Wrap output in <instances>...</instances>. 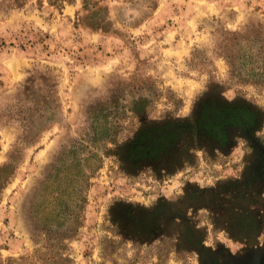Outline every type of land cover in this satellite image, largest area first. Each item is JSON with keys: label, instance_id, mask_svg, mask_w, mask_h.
I'll list each match as a JSON object with an SVG mask.
<instances>
[{"label": "rangeland", "instance_id": "obj_1", "mask_svg": "<svg viewBox=\"0 0 264 264\" xmlns=\"http://www.w3.org/2000/svg\"><path fill=\"white\" fill-rule=\"evenodd\" d=\"M205 92L254 123L127 158ZM0 264H264V0H0Z\"/></svg>", "mask_w": 264, "mask_h": 264}, {"label": "trees", "instance_id": "obj_2", "mask_svg": "<svg viewBox=\"0 0 264 264\" xmlns=\"http://www.w3.org/2000/svg\"><path fill=\"white\" fill-rule=\"evenodd\" d=\"M137 98L143 105L129 107L124 104L126 113L141 112L145 110V104L150 102L148 95L139 94ZM121 100L124 102L126 98ZM104 111L102 115L95 116L98 131L102 126L109 128V117L113 113L108 109ZM254 120L255 117L250 115V109L245 104L226 99L220 94L205 92L198 98L190 116L166 117L160 122H145L146 128H142L133 140L126 143L129 149L126 156L131 160H151L170 154L173 157V166H176L172 170H175L191 163L196 149L214 152L230 146L238 128L246 129ZM98 131L96 134L99 135ZM96 156L101 160L98 154ZM173 166L169 165L170 168Z\"/></svg>", "mask_w": 264, "mask_h": 264}]
</instances>
